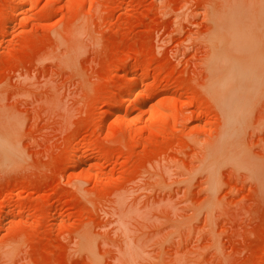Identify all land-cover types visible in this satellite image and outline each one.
I'll return each instance as SVG.
<instances>
[{"label":"rangeland","instance_id":"rangeland-1","mask_svg":"<svg viewBox=\"0 0 264 264\" xmlns=\"http://www.w3.org/2000/svg\"><path fill=\"white\" fill-rule=\"evenodd\" d=\"M19 1L0 264H264V0Z\"/></svg>","mask_w":264,"mask_h":264},{"label":"bare ground","instance_id":"bare-ground-1","mask_svg":"<svg viewBox=\"0 0 264 264\" xmlns=\"http://www.w3.org/2000/svg\"><path fill=\"white\" fill-rule=\"evenodd\" d=\"M34 1V0H33ZM37 1V0H36ZM20 2V1H19ZM25 2V0H22L21 2H20V5H22V4H25L24 3ZM34 3V2H33ZM36 4V3H35ZM21 8V7H20ZM127 67L125 66V68L124 69H126ZM136 68V67H135ZM137 69V68H136ZM140 70H142V69H140ZM126 71V70H125ZM143 72V71H142ZM124 73H126V72H124ZM130 73V72H129ZM128 74V73H127ZM124 77H126L127 75L125 74V75H123ZM129 76V75H128ZM127 79V78H126ZM125 79V80H126ZM134 79V78H133ZM128 80V79H127ZM129 82V81H128ZM139 82H140V80H139ZM138 80L137 81H135V80H131L129 83H127L126 85H125V88L123 89L124 90V92H125V94H132L131 93V91L132 90H134V89H136V87L138 86ZM124 86V85H123ZM123 88V87H122ZM122 91V90H121ZM134 92V91H133ZM121 95L123 94V93H120ZM125 94H123V95H125ZM129 95V96H130ZM125 96H128V95H125ZM122 99V98H121ZM125 99V98H124ZM122 101H123V99H122ZM117 102V101H116ZM118 103V102H117ZM117 103H115L114 105H115V109L116 110H118V108L120 107L121 108V106H119ZM121 103V102H120ZM120 105H122V104H120ZM114 109V112L116 111ZM116 113H118V112H116ZM113 114V113H112ZM110 115V114H109ZM118 116V118H120L121 116L120 115H117ZM121 119V118H120ZM118 120V119H117ZM116 120V121H117ZM122 120V119H121ZM129 132V131H128Z\"/></svg>","mask_w":264,"mask_h":264}]
</instances>
